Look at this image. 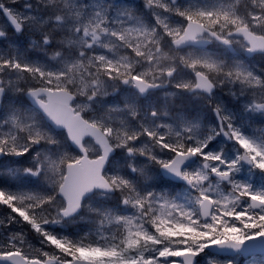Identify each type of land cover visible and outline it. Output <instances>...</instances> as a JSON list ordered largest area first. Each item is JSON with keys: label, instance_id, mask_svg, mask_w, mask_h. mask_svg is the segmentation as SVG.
<instances>
[{"label": "snow or ice", "instance_id": "obj_1", "mask_svg": "<svg viewBox=\"0 0 264 264\" xmlns=\"http://www.w3.org/2000/svg\"><path fill=\"white\" fill-rule=\"evenodd\" d=\"M0 264H264V0H0Z\"/></svg>", "mask_w": 264, "mask_h": 264}]
</instances>
